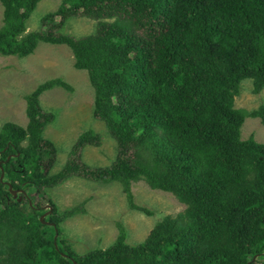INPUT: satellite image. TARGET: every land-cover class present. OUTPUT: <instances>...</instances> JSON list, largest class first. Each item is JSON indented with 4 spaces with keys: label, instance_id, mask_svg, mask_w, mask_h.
I'll return each mask as SVG.
<instances>
[{
    "label": "trees",
    "instance_id": "1",
    "mask_svg": "<svg viewBox=\"0 0 264 264\" xmlns=\"http://www.w3.org/2000/svg\"><path fill=\"white\" fill-rule=\"evenodd\" d=\"M0 1V53L24 57L40 42L68 45L94 87V115L118 148L111 164L89 166L81 150L99 145L101 135L85 130L51 173L57 149L44 129L56 114L40 95L73 87L54 77L28 93L27 125L6 122L0 130V264H264V141L241 137L246 117L264 124V105L235 106L244 79L255 93L264 88V0H63L31 31L27 20L40 0ZM73 16L98 20L96 30L64 32ZM73 176L120 182L130 208L147 214L134 181L187 206L140 243L127 242L121 226L107 248L78 253L60 223L85 213L84 202L58 212L47 192ZM9 185L20 190L16 197Z\"/></svg>",
    "mask_w": 264,
    "mask_h": 264
},
{
    "label": "rangeland",
    "instance_id": "2",
    "mask_svg": "<svg viewBox=\"0 0 264 264\" xmlns=\"http://www.w3.org/2000/svg\"><path fill=\"white\" fill-rule=\"evenodd\" d=\"M62 1L40 0L27 20V30L41 28L43 15L56 10ZM3 24L4 6L0 1V27ZM97 24L98 20L73 16L66 21L63 31L83 36L93 33ZM74 63L73 51L66 44L40 42L32 54L24 57L0 53V130L6 122H15L24 127L27 125L26 95L45 80L62 77L73 87V90H68L57 86L40 95L42 107L56 114L44 129V136L52 140L57 149V159L51 173L63 167L73 144L88 129L100 133L101 143L85 145L81 150V161L91 167L107 166L117 155L116 139L105 122L94 115L95 91L88 72L76 68ZM261 105H264V88L255 93L253 80L244 79L235 97V106L253 110ZM252 136L257 141H264V124L260 117H246L241 127L243 139ZM132 189L136 203L147 207L153 214L130 208L118 181L103 183L73 176L48 189L58 212L84 202L85 213L78 212L60 223L61 236L67 245L78 253L97 247L107 248L115 242L121 226L125 228L127 242L137 244L145 240L158 221L168 215H178L187 206L172 192L153 189L144 180L134 181Z\"/></svg>",
    "mask_w": 264,
    "mask_h": 264
},
{
    "label": "water",
    "instance_id": "3",
    "mask_svg": "<svg viewBox=\"0 0 264 264\" xmlns=\"http://www.w3.org/2000/svg\"><path fill=\"white\" fill-rule=\"evenodd\" d=\"M3 176V175H2ZM10 190L12 191L13 195L16 197L18 195L19 189H14L12 185H9ZM22 197L20 196L19 199ZM52 211V206L49 207V211L41 216V219H44L45 215Z\"/></svg>",
    "mask_w": 264,
    "mask_h": 264
}]
</instances>
